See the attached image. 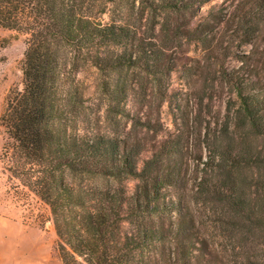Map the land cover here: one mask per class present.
I'll use <instances>...</instances> for the list:
<instances>
[{
  "label": "trees",
  "instance_id": "16d2710c",
  "mask_svg": "<svg viewBox=\"0 0 264 264\" xmlns=\"http://www.w3.org/2000/svg\"><path fill=\"white\" fill-rule=\"evenodd\" d=\"M138 1L153 19L147 34L105 22L95 0H0V32L25 44L22 85L0 114L7 178L48 207L61 264H264V0L204 10L214 0ZM182 40L199 48L192 64H180ZM7 43L0 35V50ZM80 64L137 74L161 97L182 69L201 84L192 93L224 84L230 111L212 133L200 130L199 153L180 134L147 147L83 128L80 88L68 79ZM118 88V102L129 98Z\"/></svg>",
  "mask_w": 264,
  "mask_h": 264
},
{
  "label": "rangeland",
  "instance_id": "374dc122",
  "mask_svg": "<svg viewBox=\"0 0 264 264\" xmlns=\"http://www.w3.org/2000/svg\"><path fill=\"white\" fill-rule=\"evenodd\" d=\"M218 1L210 2L202 7L203 10ZM95 3L96 12L101 10L99 15L105 22H129L140 26L141 31H147L146 34L152 32L150 27L153 19L147 10H142L138 0H95ZM0 35L8 39L6 46L0 50L1 114L9 90L22 85L25 44L24 37L18 33L1 31ZM175 51L181 58L180 64H192L200 55L198 47L184 40ZM238 63L234 59L226 62L228 67ZM68 79L80 88L82 104L78 119L82 121L83 128L109 135H132L147 147L157 146L159 141L180 134L184 140L188 138V148L198 153L203 138L199 137L200 130L203 134L204 130L212 133L217 129L230 111V99L233 98L228 88L219 82L207 91V95L192 93L191 90L201 84H189L182 69L172 72L161 83L162 90L166 86V97H161L159 87L144 77L130 73L127 76L124 71L102 75L96 68L80 64L76 68L72 67ZM123 83L130 95L118 102L114 96L118 86ZM132 117L147 122L150 120L151 127H134ZM5 136V129L0 124V154ZM251 140L255 143L259 141L254 138ZM205 155L203 153L202 157L205 158ZM89 181L105 183L99 178ZM135 182L126 178L123 184L127 190H131ZM0 214L6 216L7 264H61L54 251L56 237L48 207L20 186L17 180H8L5 164L1 160Z\"/></svg>",
  "mask_w": 264,
  "mask_h": 264
},
{
  "label": "crops",
  "instance_id": "0c3cea01",
  "mask_svg": "<svg viewBox=\"0 0 264 264\" xmlns=\"http://www.w3.org/2000/svg\"><path fill=\"white\" fill-rule=\"evenodd\" d=\"M6 216L0 214V264H7L6 260Z\"/></svg>",
  "mask_w": 264,
  "mask_h": 264
}]
</instances>
